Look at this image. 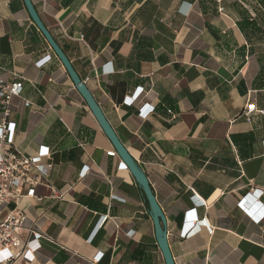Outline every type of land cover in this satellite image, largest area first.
<instances>
[{
    "label": "crops",
    "instance_id": "1",
    "mask_svg": "<svg viewBox=\"0 0 264 264\" xmlns=\"http://www.w3.org/2000/svg\"><path fill=\"white\" fill-rule=\"evenodd\" d=\"M32 1L147 173L176 263L264 264V218L245 209L264 205V114L244 113L264 108V0ZM0 78L24 84L14 143L53 165L0 203V220L24 210L22 239L42 234L13 264H166L143 190L24 0H0Z\"/></svg>",
    "mask_w": 264,
    "mask_h": 264
},
{
    "label": "built area",
    "instance_id": "2",
    "mask_svg": "<svg viewBox=\"0 0 264 264\" xmlns=\"http://www.w3.org/2000/svg\"><path fill=\"white\" fill-rule=\"evenodd\" d=\"M84 35H82V38ZM23 81H7L0 78V97L3 101L4 116L0 120V203L19 200L24 196L22 187L30 184L32 187L42 182L47 173L52 169L51 162H43L45 157L50 156L48 146L42 145L36 155L24 153L15 143V123L8 119L11 115V100L14 96H21L23 91ZM140 91L133 95L131 101H136L140 96ZM30 100H25V105H29ZM154 106L140 107V111L148 116L154 111ZM171 112V110H169ZM254 112L264 114V108H257L251 102L244 113L247 118ZM109 155L115 156L116 150L108 151ZM122 167H127L125 163ZM86 171L83 170V173ZM42 199V197H39ZM261 209V215H257L256 210ZM248 213L256 220L264 218V205L256 203L251 208H245ZM194 216V215H193ZM26 214L24 210L16 208L0 220V264H13L18 259L24 257L25 261L31 262L35 259L36 252L42 247V234L36 229L29 228V236L22 239L20 230L23 228ZM190 227L186 228L182 235L190 234ZM101 257L100 255H97Z\"/></svg>",
    "mask_w": 264,
    "mask_h": 264
},
{
    "label": "water",
    "instance_id": "3",
    "mask_svg": "<svg viewBox=\"0 0 264 264\" xmlns=\"http://www.w3.org/2000/svg\"><path fill=\"white\" fill-rule=\"evenodd\" d=\"M24 2L34 22L37 24V26L44 34V36L46 37L51 47L54 49V51L57 53V55L63 62L66 70L71 76L78 91L81 93V95L84 97V99L88 103L90 109L94 113L95 117L97 118L104 132L109 137V139L112 141L122 161L131 170L134 177L136 178V181L139 187L143 190L149 202L150 215L152 216L153 221H154L156 237L158 239L160 248L163 252L166 264H177L174 259V256H173V253L170 247V243H169L167 217L160 203L158 202V199L156 197V194L154 193V190L152 188V185L148 178L147 173L144 171L143 167L140 165L138 160L130 153L128 148L124 145V143L119 138L118 134L116 133L115 129L113 128L109 120L107 119L104 111L102 110L100 104L98 103L93 93L89 89L88 85L80 77L75 67L73 66L72 62L70 61L69 57L66 55L64 50L61 48L59 43L53 37L52 33L49 31V29L46 27V25L42 21L33 1L24 0Z\"/></svg>",
    "mask_w": 264,
    "mask_h": 264
}]
</instances>
